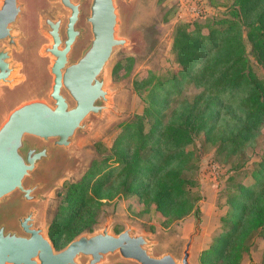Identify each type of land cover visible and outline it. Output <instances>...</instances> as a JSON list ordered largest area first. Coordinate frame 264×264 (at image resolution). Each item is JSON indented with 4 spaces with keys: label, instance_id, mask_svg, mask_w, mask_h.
<instances>
[{
    "label": "trees",
    "instance_id": "trees-1",
    "mask_svg": "<svg viewBox=\"0 0 264 264\" xmlns=\"http://www.w3.org/2000/svg\"><path fill=\"white\" fill-rule=\"evenodd\" d=\"M247 43L264 68V0H234L213 23L177 25L172 51L182 68L167 80L151 84L149 75L134 82L140 94L147 91V105L143 114L122 125L113 144L117 165H111L112 156L93 160L79 180L58 191L61 199L48 228L57 250L82 232H92L102 200L122 193L153 203L168 221L197 212L194 182L186 176L193 152L186 147L203 132L219 138L217 152L237 153L264 125V74L253 71ZM132 61L128 56L117 62L112 75L128 73ZM188 83L199 90L192 97L183 91ZM263 164L252 172L254 183L240 185L229 199L233 226L207 251L203 264H238L250 232L259 229L264 239Z\"/></svg>",
    "mask_w": 264,
    "mask_h": 264
},
{
    "label": "water",
    "instance_id": "water-1",
    "mask_svg": "<svg viewBox=\"0 0 264 264\" xmlns=\"http://www.w3.org/2000/svg\"><path fill=\"white\" fill-rule=\"evenodd\" d=\"M44 1L49 7L39 10ZM24 12L21 0H0V87L7 88L1 106L25 81L20 40L26 36L15 33ZM118 22L115 0H40L37 34L48 42H38V53L48 59L50 86L47 99L43 94L6 105L11 110L0 123V264H99L113 255L137 264H190L197 226L178 260L154 255L147 236L131 226L112 232L110 221L57 250L40 223V203L65 175V150L86 131L88 116L107 108L104 71L116 47L127 43L117 35Z\"/></svg>",
    "mask_w": 264,
    "mask_h": 264
},
{
    "label": "rangeland",
    "instance_id": "rangeland-1",
    "mask_svg": "<svg viewBox=\"0 0 264 264\" xmlns=\"http://www.w3.org/2000/svg\"><path fill=\"white\" fill-rule=\"evenodd\" d=\"M89 1V0H88ZM234 0H115L118 11V37L127 40L126 45L116 47L105 68V88L109 92L107 108L99 116L87 118V129L74 138L71 146L65 150L68 165L62 179L46 193L39 205L40 223L48 234L49 223L60 202L58 191L65 189L70 182L79 180L89 168L93 160H101L112 156L111 165H117V154L113 144L122 130V125L130 123L138 115L143 114L147 102L146 90L140 94L135 88V81L153 75L151 84L156 80H167L180 70L172 51L173 37L178 24L205 21L213 23L227 14ZM25 12L17 25L15 33L23 31L24 44L23 62L25 81L8 91L0 105V123L22 99L42 96L49 89L50 79L45 61L38 53L39 47L48 42L43 34H37V9L40 0H21ZM44 1L39 10L49 7ZM87 11V5L84 8ZM192 26V25H191ZM206 32V29H203ZM39 39V41H38ZM246 52L253 71L262 76L263 65L252 53L250 44H246ZM133 57L128 73L119 71L113 76V68L126 57ZM18 59V56H16ZM49 81V82H48ZM7 88L0 87L4 94ZM47 90V91H45ZM184 94L192 97L199 90L192 84H184ZM47 99L46 94L43 95ZM149 128L146 119L144 131ZM198 134L186 149L193 152L192 171L186 176L194 182L192 194L196 199L197 212L168 221L159 213L153 203L146 204L137 195L119 194L109 200L103 199L98 215V223L94 230L101 229L110 221L109 229L116 233L131 226L137 233H143L149 240V247L154 255L172 254L176 259L182 252L189 235L197 226L198 233L193 237L190 246V264H203L204 255L213 248L219 236L233 226L234 208L230 198L237 193L239 186L252 185L253 171L259 169L264 160V125L251 142L240 152H217L219 138ZM263 163V162H262ZM264 165V164H263ZM259 229L253 230L244 239L238 264H264V239ZM118 233V232H117ZM49 236V235H48ZM84 260L82 264H84ZM99 264H137L118 255L109 256Z\"/></svg>",
    "mask_w": 264,
    "mask_h": 264
}]
</instances>
